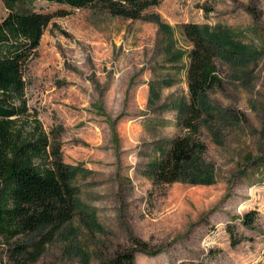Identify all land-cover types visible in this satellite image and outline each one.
<instances>
[{
	"label": "rangeland",
	"instance_id": "rangeland-1",
	"mask_svg": "<svg viewBox=\"0 0 264 264\" xmlns=\"http://www.w3.org/2000/svg\"><path fill=\"white\" fill-rule=\"evenodd\" d=\"M158 1L132 20L102 1L32 0L38 11L67 12L44 30L24 80L29 112L47 132L63 128L75 213L55 233L0 243V264H106L140 244L135 264H264V0ZM7 13L0 0V20ZM188 22L218 42L222 78L195 134L180 121ZM186 132L203 145L211 182L153 184V164ZM250 210L258 214L246 226ZM16 243L43 250L32 261L11 255Z\"/></svg>",
	"mask_w": 264,
	"mask_h": 264
},
{
	"label": "trees",
	"instance_id": "trees-1",
	"mask_svg": "<svg viewBox=\"0 0 264 264\" xmlns=\"http://www.w3.org/2000/svg\"><path fill=\"white\" fill-rule=\"evenodd\" d=\"M7 15L0 20V243H11L21 236L58 231L75 213L72 171L64 162L60 133L62 126L48 132L37 114L30 113L25 97L24 70L35 55L42 34L55 13L36 10L32 0H2ZM83 8L102 1L112 15L126 19H143L144 11L158 0H43ZM183 30L192 47L188 52L186 84L189 103L181 111L184 129L197 133L204 117L203 99L222 86L216 63L219 44L206 36L200 26L188 22ZM203 145L189 132L170 140L162 157L153 164L152 183L167 186L174 182L210 183L212 174L202 168L199 153ZM256 210L246 212L242 223L251 225ZM231 245L240 240L227 226ZM46 233V234H47ZM43 243H35L33 252L16 243L11 255L26 253L36 260ZM116 252L106 264H135V250L145 251L140 244ZM18 263V262H17Z\"/></svg>",
	"mask_w": 264,
	"mask_h": 264
}]
</instances>
